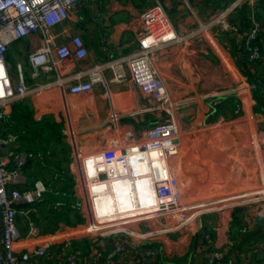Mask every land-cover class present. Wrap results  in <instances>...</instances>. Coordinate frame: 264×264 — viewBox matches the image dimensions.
Returning a JSON list of instances; mask_svg holds the SVG:
<instances>
[{"label":"crops","instance_id":"crops-1","mask_svg":"<svg viewBox=\"0 0 264 264\" xmlns=\"http://www.w3.org/2000/svg\"><path fill=\"white\" fill-rule=\"evenodd\" d=\"M159 1L175 31L184 37L157 50L152 68L163 78L176 103L179 132L181 129L188 134L222 121L242 123L241 140L254 143L255 148L242 154L241 158L250 171L254 165V170L248 172L242 168L234 176L224 168V161H218L226 157L230 163L236 162L234 158L232 160L237 156L232 151L234 135H228L215 151L212 147L216 144L209 147L207 153L217 159L215 167L209 165L211 162L202 165L190 162L191 150L186 143L182 145L180 136L178 153L181 149V161L172 162V167H176L173 170L180 182L183 204L216 207H203L191 224L178 230H166V220L154 221L149 226L138 225L136 230L152 229V234L143 240L125 235L123 240L128 252L118 256L116 264H209L215 252L223 254L219 264H264V94L251 89H246L245 92L249 91L243 94L239 89L240 85L249 86L254 80L251 78L263 75L264 67L251 65L239 36L224 31L214 22L228 0ZM153 2L81 1L70 19L53 27L50 35L55 36L57 44L70 42L73 35H80L88 55L82 59L60 60L53 50L49 53L53 70L40 69L38 77L32 75L29 56L46 44L50 35L39 31L10 45L7 55L10 69L13 61L17 70L21 64L28 86L37 88L6 109L1 136L6 138L12 134L16 138L15 142L2 148L1 157L7 169L14 168L16 152H25L33 155L25 165V173L30 170L36 175L37 167L41 174L49 173L53 180L55 175H63L62 183L53 182L57 186L72 177L73 155H70L68 144L60 146L61 135L43 134L39 138L34 133V128L43 121L54 122L60 127L67 125L68 131L76 135L80 151L92 153L110 147L114 140L120 141L122 146L142 140L151 125L164 120L163 111L146 109L154 105L151 96L145 95L130 79L113 81L109 68L103 71V83H97L91 91L81 94L71 93L67 83L59 80L67 78L74 83L79 72H84L83 79H87V71L92 67L132 54L138 47L139 17ZM259 6L264 24V2ZM241 13L234 12L232 19L230 17L240 26ZM112 113L117 115L116 122L111 120ZM40 139L56 144L53 146L56 151ZM209 139L210 143L221 141L214 136ZM226 147L229 149L225 150ZM218 172L219 180L212 181L209 177ZM38 181L48 182L38 177L30 181L28 178V184L22 186V190L33 189ZM67 189L69 197L17 206L20 237L16 247L19 254L39 247L56 230L60 235L71 231L76 235L72 240V251L63 260L57 256L59 246L56 245L46 257H31L27 264H69L70 256L78 264H104V259L95 261L96 252L106 254L119 241L116 236H77L84 225L76 224L80 218L68 216L66 212L72 210L67 207L55 213L58 201L71 199L73 203L77 202L72 192L74 187ZM148 249L155 251L154 258L146 257Z\"/></svg>","mask_w":264,"mask_h":264},{"label":"built area","instance_id":"built-area-1","mask_svg":"<svg viewBox=\"0 0 264 264\" xmlns=\"http://www.w3.org/2000/svg\"><path fill=\"white\" fill-rule=\"evenodd\" d=\"M83 0H0V132L7 117V107L17 100L27 97L36 88L29 87L21 64L16 74H12L7 59L10 45L20 39L31 36L39 31L50 35L56 25L69 20L71 13ZM264 0H230L216 16L214 22L224 31L234 33L240 38L242 47L251 65L264 67V49L260 43L263 25L256 16V9ZM244 6L251 8L248 14V26L230 22L234 12L241 11ZM140 28L137 32L138 47L130 55L111 59L98 64L87 71L79 72L72 83L71 79H59L67 83L70 92L81 94L89 92L97 83L105 80L103 71L109 68L115 82L132 80L141 91L151 96L154 105L146 107L151 111L160 110L166 115L163 121L151 125L143 136L144 139L122 146L114 140L110 147L92 153L78 151L72 156L71 171L74 179V196L76 203L72 208L78 209L86 221H90L96 234L84 236H116L119 241L106 254L96 252L95 261L104 259V264H116L120 255L128 252L123 240L125 235L146 239L152 234L148 231L131 229L135 224L152 225L157 220H166V230H178L189 224L201 212L199 206L184 205L180 182L172 167V158L178 153L180 132L176 120V103L172 99L163 78L157 70L152 69L156 60V51L184 37L178 35L167 15L165 7L159 0H154L139 17ZM55 36L50 35L46 44L30 54L32 75L38 77L41 70H53L54 65L49 59L53 50L60 60L71 58L82 59L88 55V48L83 38L75 34L70 42L57 44ZM254 67V66H253ZM246 89L259 90L264 94V74L259 75ZM217 104V102L215 103ZM264 114V108H263ZM117 115L112 113L111 120L116 122ZM70 135V131H66ZM16 138L8 134L0 143L15 142ZM33 155L16 152L14 168L7 169L0 154V264H27L31 257L44 258L59 246L57 256L63 260L72 251V236L67 233L60 235L58 230L49 234L39 247L17 253L16 242L20 237L18 229V208L21 203L32 204L43 202L47 195H62L58 189L48 183L38 181L33 189L22 190L28 184L24 168ZM63 179V175H56ZM80 189V194L79 190ZM68 202V201H67ZM58 201L57 206L65 205ZM86 209V213L84 212ZM34 234V229L31 228ZM61 241V245L58 242ZM155 251L148 249L146 257L154 258ZM223 254L215 252L209 264H219ZM69 264H78L69 258Z\"/></svg>","mask_w":264,"mask_h":264},{"label":"rangeland","instance_id":"rangeland-1","mask_svg":"<svg viewBox=\"0 0 264 264\" xmlns=\"http://www.w3.org/2000/svg\"><path fill=\"white\" fill-rule=\"evenodd\" d=\"M11 67H12V69H11L12 70L11 71L12 74L13 73L16 74L17 73V68H16V62L15 61H13L11 63ZM249 98H251L250 94L247 95V99H249ZM66 126L63 125L62 127L58 128V133L62 137V139L60 140V146H64L65 147V143L68 144L69 147H70V155H74V154H77L78 151L81 148L79 147V145L77 143V137L74 134V132L71 131L70 135H68L66 133V131H68V128H70V127H68V126L66 127ZM242 129H243V125L240 122L228 123V122L222 121V123L214 124V125H211V126H209L207 128L195 129L194 131H191L188 134L186 132H181V129H180V136H181V139H182V145L186 143L188 149L191 150V152L189 153L191 155V158H189L190 162H193L194 164H197V165H202L204 163H210L211 162L212 164H209V165L215 167L216 163H217V159L211 157L207 153L209 147L212 144H216L215 146L212 147L213 151H215V149H219V144L222 141L226 140L228 135H234L233 136L234 147H233L232 151H233V154L236 153L237 156H236V158L233 156L232 160L235 159L236 162L230 163L226 159V157L220 158V159H218V161H224V164H223L224 168H226L228 171L232 172L233 175L235 176L242 168H246L248 170V172L250 171L249 166L246 165L243 162L241 157H242V154L247 153V151H249L251 148H255L254 143H251L248 140H241L240 135L243 134V130ZM34 130H35L34 133L38 134L39 138L43 135V134H39V130L38 129L34 128ZM191 135H193V137H190ZM196 136H198V138H196ZM211 136L217 137L221 141H219L218 143H210V139L209 138ZM44 144L46 146L47 145H51L52 147L56 145L54 143L51 144V142H49L47 140H45ZM53 148H54V151H56L55 147H53ZM224 149L228 150L229 148L226 147ZM180 156H181V149H180L179 153L176 156H174V158H173V162L175 164L178 163V161L180 160V158H181ZM183 159H184V157H183ZM212 159H214V161H212ZM232 167L235 168L236 170L232 169ZM173 169L174 170L176 169L175 165H173ZM214 170H216V169H214ZM253 170H254V165H253V168H252L251 171H253ZM35 173H37V174L33 175L30 170H29V173H25V176L27 177V180L29 178V181H30L33 177L42 178V179H44V181L45 180L48 181L46 183L50 184L52 186V188H54V189H56L57 185L55 183H53V182L62 183L63 180H64V178L63 179L58 178L56 175H55L54 180L52 178L50 179L49 177L51 175H49V173L41 174L37 167H36V172ZM209 178L212 181L217 182L219 180V178H220L219 172L218 173H213V175H211ZM50 181H52V182H50ZM73 186H74V179L70 176V178H67L66 181L62 185H59L57 189H58L59 193L62 194V195H66L67 193H68V195H70L68 190H67V188H73ZM78 191H79V194H80V189ZM72 192H74V190H72ZM61 198H63V197H61ZM239 202H241V201H239ZM55 207H56L55 209L57 210V212H55V213H60L64 209H67L63 205H60V206L56 205ZM203 207H205V208H215L216 206H202V207H199V208L204 209ZM70 210H72V211L69 212V210H68L66 212L68 214V216L71 215L72 217H74V218L77 217L78 219H79V216H80V221H78V223H76V224L77 225L78 224H81V225L84 224L82 227H80V232L81 233H83V234H92V235L96 234V229H95L94 225L90 221L84 220L83 214L81 213V211L78 210V212H77V210L75 208L70 209ZM84 210H85V212H84V215H85L86 209H84ZM50 217H53V216L51 215ZM72 224H74V223H72ZM135 226L137 227L138 224H135L133 227H131V229H134ZM141 226H143V225H141ZM75 231L78 232L79 229L75 230ZM72 233L73 232L67 234V236H72ZM75 236L76 235H73L72 240H73V238ZM77 236H80V235L77 233Z\"/></svg>","mask_w":264,"mask_h":264},{"label":"trees","instance_id":"trees-1","mask_svg":"<svg viewBox=\"0 0 264 264\" xmlns=\"http://www.w3.org/2000/svg\"><path fill=\"white\" fill-rule=\"evenodd\" d=\"M230 0H228V2H229ZM264 2V1H263ZM261 4V3H260ZM259 7L260 6H258L257 7V9H256V16H257V18H258V20L262 23V25H263V29H264V24H263V22L261 21V16H260V12H259ZM240 12H242L241 14H239V17L241 18V24H242V26H243V28H246L247 26H248V14H250V12H251V8L249 7V6H244V8L240 11ZM231 19H232V17H231ZM231 19H230V21H231ZM232 22V21H231ZM232 23H234V22H232ZM263 33V32H262ZM263 36H262V34H261V40H260V43H261V45H262V47H263V49H264V43H263ZM254 74V73H253ZM259 76V75H258ZM258 76H256L255 78H251V79H254L252 82H254L256 79H257V77ZM256 92L258 91V90H255ZM255 92V93H256ZM45 120H48V119H45ZM60 126H58L56 123H54V122H49V121H43V122H41V124L39 125V126H37L36 128H38V130H39V134H48V135H51V134H59L58 133V128H59ZM41 132V133H40ZM60 139V138H59ZM41 141H42V143L44 144V140L43 139H40ZM58 188V186L56 187V189ZM68 190V189H67ZM69 192V191H68ZM56 196L54 195V196H52V195H47L46 196V198L44 199V201L45 202H47V201H51L53 198H55ZM43 201V202H44ZM66 204L64 205V207H67V208H69V209H73L72 207H71V204H72V201H71V199H69V201L67 202V200H65L64 201ZM77 210V212H78V209H76ZM79 218H80V216H79Z\"/></svg>","mask_w":264,"mask_h":264},{"label":"water","instance_id":"water-1","mask_svg":"<svg viewBox=\"0 0 264 264\" xmlns=\"http://www.w3.org/2000/svg\"><path fill=\"white\" fill-rule=\"evenodd\" d=\"M3 147H5L4 144L0 143V154L4 153L2 149ZM0 222H1V214H0Z\"/></svg>","mask_w":264,"mask_h":264}]
</instances>
